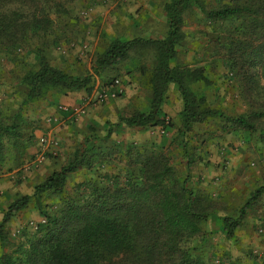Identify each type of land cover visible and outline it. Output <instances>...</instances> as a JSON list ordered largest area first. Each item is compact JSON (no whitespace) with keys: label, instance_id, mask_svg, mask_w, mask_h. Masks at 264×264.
I'll list each match as a JSON object with an SVG mask.
<instances>
[{"label":"rangeland","instance_id":"1","mask_svg":"<svg viewBox=\"0 0 264 264\" xmlns=\"http://www.w3.org/2000/svg\"><path fill=\"white\" fill-rule=\"evenodd\" d=\"M168 1L73 0L63 4L64 10L47 7L51 23L46 30H28L20 42L0 45V122L8 123L11 117L6 101L8 86L18 87L21 75L35 64L37 50H41L47 59L58 62L56 66L66 73L88 76L84 88H64L58 90L60 93L88 95L97 89V85L117 77L124 87L119 98H128L129 90L134 88L133 94L140 98V103L147 101L149 105L148 79L156 63L154 45H134L124 60L97 71L94 64L97 55L113 40L162 39L167 30L163 7ZM199 1L206 10L228 2ZM240 25L241 18L214 19L196 7L187 8L182 13L181 37L170 65L200 68L206 80L188 81L189 89L197 96H203L207 105L224 117H247L251 128L238 127L231 120L214 116L194 123L185 135L178 136L181 98L176 85L170 82L157 113L165 127L118 122L120 115L133 112L127 103L119 106L120 113H111L113 115L104 126L89 129L92 132L88 137L95 147L89 153L103 156L94 164L98 174L87 172L83 166L68 173L62 193L41 192V209L52 212L60 205L62 197L76 191L77 183L96 179L95 175L105 174L106 181L111 180L110 175H117L119 183L125 182L137 174L140 161L153 152L166 159L172 170L170 179L174 182L178 183L188 175L187 186L200 198L197 209L207 213L206 218L198 223L200 230L197 233H186L179 240V249L191 258L189 263L264 264V193L245 208L238 227L230 235L222 230V217L235 218L238 208L253 189L264 182V115L254 117L249 114L260 104L262 91L253 90L244 95L241 92L244 83L241 70L228 67L226 48L236 42L237 37L244 40ZM249 72L255 81L254 86L264 84V60ZM103 104L96 105L94 110H100ZM4 106L7 109L4 110ZM61 121L49 122V127ZM80 139L76 144L71 142L73 150L69 154L55 156L51 162L61 163L63 157L59 164L66 163L86 136ZM8 156L0 167V221L7 205L16 197L26 194L29 201L5 223L2 234L6 240L0 241V254L13 249L16 243L32 238L38 224L43 222L34 203L32 188L46 176V173L36 171L44 162L32 169L37 174L32 182H27L26 177H20V170L8 174L18 167H13L11 155ZM181 254L177 253L163 264L188 263L186 255Z\"/></svg>","mask_w":264,"mask_h":264},{"label":"trees","instance_id":"2","mask_svg":"<svg viewBox=\"0 0 264 264\" xmlns=\"http://www.w3.org/2000/svg\"><path fill=\"white\" fill-rule=\"evenodd\" d=\"M71 1L0 0V45L20 42L28 30H46L51 23L47 7L64 10L63 4ZM189 7H196L214 19L241 18L240 30L244 40L237 37L236 42L226 48L228 67L241 70L244 80L241 92L244 95L253 90L262 91L260 104L249 114L254 117L264 115V84L254 86L255 81L249 72L264 60V0H228L210 10H206L199 0H169L163 7L167 30L162 39L113 40L95 59L94 70L97 71L124 60L134 45L152 44L156 48V63L148 79L151 91L148 110L120 115L118 122L165 127L157 113L167 85L172 82L182 105L178 136L185 135L194 123L214 116L231 120L238 127L251 128L247 117H224L217 109L208 106L203 96H197L189 89L188 81L206 80L200 68L170 65L181 37L182 13ZM36 53L33 68L27 69L19 79L25 95L23 103L38 99L49 90L79 89L88 84L87 75H70L49 64L41 50ZM254 100L257 102L256 97ZM0 124L1 167L6 161V144L14 133L15 122ZM94 149L90 137H86L66 163L33 185L34 203L43 222L38 224L32 238L16 243L8 252H1L0 264H163L177 253L186 255L178 247L179 240L186 233H197L200 230L198 223L206 218L207 213L197 209L200 198L187 186L188 175L180 182H174L170 179L172 170L166 159L153 152L140 161L137 174L125 182L119 183L117 175H110L108 181L105 174L95 175L96 179L77 183L76 191L62 197L60 205L52 212L41 209V192L62 193L68 173L83 166L87 172L98 174L94 164L103 156L89 153ZM12 160L14 163L15 158ZM262 193L264 182L253 189L238 208L235 218L222 217V230L226 235L238 227L245 208ZM28 201L29 195L23 194L7 205L0 221L1 243L6 240L2 234L5 223ZM186 258L188 263L185 261L184 264H201L189 263L191 258L187 255Z\"/></svg>","mask_w":264,"mask_h":264},{"label":"crops","instance_id":"3","mask_svg":"<svg viewBox=\"0 0 264 264\" xmlns=\"http://www.w3.org/2000/svg\"><path fill=\"white\" fill-rule=\"evenodd\" d=\"M46 60L49 64L57 67L56 64H58V62L49 59ZM36 68L37 67H34V69ZM122 88L124 89V87ZM129 92L131 96L129 95L128 98L124 99L117 97L111 99V101H104L103 106L100 107L98 111L94 110L95 107L86 109L85 113L75 119V121L69 119L67 115H60L59 117L55 111V105L58 103L71 106L78 105L85 96L84 93L80 92L75 95H66L65 92L60 93L55 90H49L40 98L23 103L22 100L25 95L23 93L22 83L18 81V87L8 86V92L6 93L8 99L6 101L8 103L7 105L10 107V109L8 108V114H11L9 122L14 120L15 128L14 133L10 136L9 144H6V158H9V153L11 155L10 159L15 158L13 167L18 166L14 170L8 172V174L11 175L13 172L20 170V177H26L27 182H32L31 180H33L37 173L30 167V159H32L37 150H39L37 139L44 133L48 135L54 153L53 156H48L49 158L46 159L36 171L39 174L44 172L47 175L52 170L58 169L63 161V157L73 150V148H71V142L76 144L75 142L77 139L81 138L80 140H82L84 136L88 137V134L92 132L89 131L92 126L94 128H99L101 125L104 126L105 121L113 115L111 113L115 115L120 113L122 109L118 112L117 108L119 106H123L127 103L131 111L139 110L140 112H146L148 102L146 101L144 104L140 103V98L135 97L133 94L135 92L134 88L129 90ZM3 109L5 110L7 107L4 106ZM56 116L59 117L58 120L62 119V121L49 127V118H54ZM62 155L61 163L60 161L56 164L51 162L53 157ZM7 166H9V164Z\"/></svg>","mask_w":264,"mask_h":264},{"label":"built area","instance_id":"4","mask_svg":"<svg viewBox=\"0 0 264 264\" xmlns=\"http://www.w3.org/2000/svg\"><path fill=\"white\" fill-rule=\"evenodd\" d=\"M123 93V88L120 80L114 77L109 82H105L97 85V89H94L90 94L85 95L78 105L71 106L67 104H58L56 111L59 114L66 113L67 117L71 120H75L83 115L88 108H93L98 104H102L104 101L115 99ZM60 117V116H59ZM59 117L49 118V122L57 121ZM39 144V150L34 154L31 159L30 167L33 169L38 168L46 159L49 154L54 153V149L51 146V142L47 134H42L37 139Z\"/></svg>","mask_w":264,"mask_h":264}]
</instances>
